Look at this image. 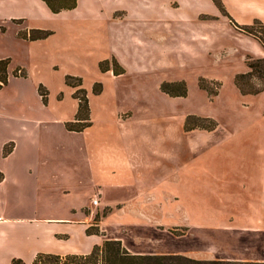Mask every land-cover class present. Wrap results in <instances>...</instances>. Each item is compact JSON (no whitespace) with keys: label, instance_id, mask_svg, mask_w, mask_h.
Returning <instances> with one entry per match:
<instances>
[{"label":"crops","instance_id":"crops-1","mask_svg":"<svg viewBox=\"0 0 264 264\" xmlns=\"http://www.w3.org/2000/svg\"><path fill=\"white\" fill-rule=\"evenodd\" d=\"M221 1L239 26L264 24V0ZM64 15L73 16L66 32L71 43L60 51L78 65L95 66L91 81L78 77L92 125L82 133L68 131L79 101L66 75L56 101L62 104L68 89L72 107L57 121L86 141L80 146L47 141L39 129L49 123L37 121L39 127L23 125L1 144L0 264L14 259L32 264L39 254L85 256L105 240L121 241L135 255L264 263V138H220L218 124L212 131H186L187 116L158 120L152 109L144 111L138 90L139 77L163 64L207 66L218 54L222 61L225 55L226 61L264 59V46L237 30L212 0H77L75 9L59 14L42 0H0V22L10 25L19 48L50 47L51 19ZM33 30L52 35L25 39ZM106 60H116L125 73L103 72ZM96 84L103 87L98 95ZM113 85L119 91H110ZM40 86L48 90L38 84V94ZM121 90L131 91L126 108ZM49 95L48 90L46 105L41 98L47 108ZM7 147L12 151L5 155ZM218 162L229 166L220 170ZM113 193L119 194L114 202ZM71 194L86 199L56 206L52 197ZM93 207L118 210L119 225L130 228L127 238L108 237L109 216L99 225L101 235H89ZM177 210L183 212L177 216ZM173 228L184 231L176 235ZM131 236L143 245L134 246Z\"/></svg>","mask_w":264,"mask_h":264},{"label":"rangeland","instance_id":"rangeland-1","mask_svg":"<svg viewBox=\"0 0 264 264\" xmlns=\"http://www.w3.org/2000/svg\"><path fill=\"white\" fill-rule=\"evenodd\" d=\"M222 6L224 7L223 3ZM72 19V15L53 17L51 19L53 30L51 31L54 32V35L51 38L50 47L32 43L30 47L29 44H26L25 49L24 47H18L10 25L5 24L3 21L0 22V61H7L9 64L7 68V76L9 74L8 85L0 91V147L9 137L20 134L23 131V125L36 127L33 123H37V121L49 123L46 128L39 129L40 132L42 131V138L47 141L63 144L64 146H80L81 142L86 141V136L68 133L57 121L60 112H68L72 107L68 89L65 92L67 99L62 104H58L56 101V95L66 88L64 77L71 75L72 77L76 76V78L80 77L83 79L81 75H84L87 82L95 77V66H93V63L85 67L78 65L72 62L69 52L60 51V49H64L63 45L71 43L67 38L69 35L66 36V32L69 31L68 27H70ZM233 23L235 26L236 23L234 21ZM25 52L26 56H24ZM225 57L226 55L222 61V55L218 54L214 56L211 64L207 66L192 64L169 67L162 63L163 65L159 66L158 70L155 69L153 72L143 74L138 81V90L142 91L140 98L143 101L142 109L144 111L152 109L151 113L158 120L174 117L178 119V122L184 116L189 117L188 115L190 114L191 116L193 114L197 115L193 117L200 119H211L221 127L218 135L220 138L223 136L232 138V135H235L236 138L243 141L263 139V81L254 77L240 80L241 85L247 90L262 89L263 92L259 95L244 96L235 84L237 76L246 75L250 72L247 67L248 60L258 59L248 57L249 59L245 58L243 61L239 59L226 61ZM106 61L112 62V60ZM177 63L180 64L179 62ZM19 66L26 69L27 72L17 68ZM26 76L27 78L25 79ZM174 81H182L186 84L188 90L186 97H170L162 91L161 88L164 83H173ZM38 84H43L50 92L48 108L42 103L41 92H39L40 96L38 94ZM200 86H205L210 92L202 90ZM70 89L75 94L76 89L71 87ZM48 90L43 86L41 88L43 93L47 92L48 94ZM109 90L119 91L116 85L111 86ZM121 91L123 92V99H120L121 107L126 108L128 107L127 103L129 104L130 102L127 97L131 94V91ZM210 94L216 95L211 96ZM61 97L62 94L59 95V99ZM55 108H58V110L55 111ZM202 125L210 126V123L206 122L202 123ZM6 150H10L9 147ZM215 163L217 162H213V165L216 169ZM218 164L220 170H226L229 166L227 162H218ZM52 197L57 201L56 206L73 203L79 198L81 201L86 199L85 196H78V194L67 195L64 199L61 195ZM110 199L113 202L118 200L119 194H111ZM91 210L95 214L96 226L100 225L101 221H103L102 215L105 211H108L107 217H109L106 218V227L104 228L109 238L118 239L123 234H126L127 238L130 234V228L119 225L118 210L104 209L101 211L95 207ZM182 212L177 210V216ZM97 216L99 221H97ZM166 229L169 231L168 228ZM183 231V228H173L170 233L180 235ZM132 238L134 246L141 247L143 245L136 242L135 236Z\"/></svg>","mask_w":264,"mask_h":264},{"label":"trees","instance_id":"trees-1","mask_svg":"<svg viewBox=\"0 0 264 264\" xmlns=\"http://www.w3.org/2000/svg\"><path fill=\"white\" fill-rule=\"evenodd\" d=\"M49 7V9L54 14H59L62 11L73 10L77 6V0H42ZM215 5L218 7L222 15L228 18L232 23L233 20L226 12L225 8L222 6L221 0H212ZM234 24V23H233ZM242 33L252 36L258 39L261 44L264 46V24L257 21L253 26L250 27H239ZM52 35V32L49 31H38L33 30L29 34L25 35V39H30L31 41L44 40L49 38ZM7 61H0V91L8 83L7 76ZM247 67L250 72L246 75H239L236 77L235 84L240 90L241 94L246 95H259L263 92L260 90H247L245 89L240 80L245 78H259L263 81L264 88V59L258 60H248ZM100 69L103 72L112 70L115 75H123L125 71L119 66L116 60L112 62H102L100 64ZM66 85L73 89H76L74 98L79 101V109L76 115V119L72 123L66 125L68 131L82 133L87 128L91 127V112L89 106V100L86 90L82 88L83 82L81 79L67 76ZM42 86H40L39 92L44 104L48 102L47 92L43 93L41 91ZM202 90L210 92L205 86H200ZM162 91L169 95L170 97L182 98L186 97L188 94L187 86L184 82H175V83H164L162 85ZM103 90L101 84H96L94 87V93L96 95L100 94ZM215 96L214 94H210ZM209 122L210 126L202 125V123ZM217 128V123L211 119H200L197 117L190 116L188 117L185 125L186 131H191L194 129H205V130H215ZM10 150H5V155L11 153ZM108 211H105L102 215V218H106ZM97 221L99 217L97 216ZM87 233L89 235H101L99 226L94 224L91 226ZM11 264H26L20 259H14ZM32 264H264L256 262H235V261H218V260H198L181 255H172V256H151V255H135L130 253L118 240H105L101 245L94 247L93 251L89 255H68V256H57L50 254H39L35 261Z\"/></svg>","mask_w":264,"mask_h":264},{"label":"built area","instance_id":"built-area-1","mask_svg":"<svg viewBox=\"0 0 264 264\" xmlns=\"http://www.w3.org/2000/svg\"><path fill=\"white\" fill-rule=\"evenodd\" d=\"M98 203H99L98 200H93V205H94V206H97Z\"/></svg>","mask_w":264,"mask_h":264}]
</instances>
